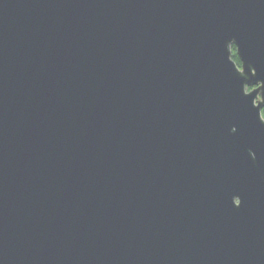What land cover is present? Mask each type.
Here are the masks:
<instances>
[{
	"label": "water",
	"instance_id": "obj_1",
	"mask_svg": "<svg viewBox=\"0 0 264 264\" xmlns=\"http://www.w3.org/2000/svg\"><path fill=\"white\" fill-rule=\"evenodd\" d=\"M263 108L264 0H0V264H264Z\"/></svg>",
	"mask_w": 264,
	"mask_h": 264
},
{
	"label": "trees",
	"instance_id": "obj_2",
	"mask_svg": "<svg viewBox=\"0 0 264 264\" xmlns=\"http://www.w3.org/2000/svg\"><path fill=\"white\" fill-rule=\"evenodd\" d=\"M232 58L240 65V58L236 52V47L235 45L232 46ZM262 114L264 116V108L262 110Z\"/></svg>",
	"mask_w": 264,
	"mask_h": 264
}]
</instances>
